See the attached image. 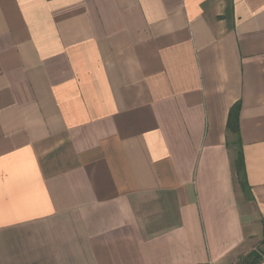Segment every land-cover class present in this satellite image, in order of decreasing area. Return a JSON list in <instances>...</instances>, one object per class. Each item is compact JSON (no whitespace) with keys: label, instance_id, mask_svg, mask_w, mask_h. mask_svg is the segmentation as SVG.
<instances>
[{"label":"crops","instance_id":"obj_1","mask_svg":"<svg viewBox=\"0 0 264 264\" xmlns=\"http://www.w3.org/2000/svg\"><path fill=\"white\" fill-rule=\"evenodd\" d=\"M259 253L264 0H0V264Z\"/></svg>","mask_w":264,"mask_h":264},{"label":"trees","instance_id":"obj_2","mask_svg":"<svg viewBox=\"0 0 264 264\" xmlns=\"http://www.w3.org/2000/svg\"><path fill=\"white\" fill-rule=\"evenodd\" d=\"M228 128L238 136L239 138V109L235 108L234 110L231 111L230 113V118H229V123H228ZM237 159L235 162V167L237 171V175L239 178V183L241 188L247 192L249 185L246 179V172H245V164H244V159H243V152H242V146L241 143L237 142ZM256 264V263H254Z\"/></svg>","mask_w":264,"mask_h":264},{"label":"rangeland","instance_id":"obj_3","mask_svg":"<svg viewBox=\"0 0 264 264\" xmlns=\"http://www.w3.org/2000/svg\"><path fill=\"white\" fill-rule=\"evenodd\" d=\"M258 255H260V253L258 254ZM264 256H261L260 255V258L259 259H254V261L256 262V264H261V261H262V258H263Z\"/></svg>","mask_w":264,"mask_h":264},{"label":"built area","instance_id":"obj_4","mask_svg":"<svg viewBox=\"0 0 264 264\" xmlns=\"http://www.w3.org/2000/svg\"><path fill=\"white\" fill-rule=\"evenodd\" d=\"M261 264H264V258H263V260L261 261Z\"/></svg>","mask_w":264,"mask_h":264}]
</instances>
